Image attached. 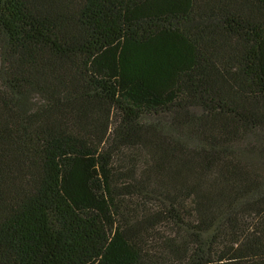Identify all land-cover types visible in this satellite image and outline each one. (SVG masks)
<instances>
[{"label":"trees","instance_id":"obj_1","mask_svg":"<svg viewBox=\"0 0 264 264\" xmlns=\"http://www.w3.org/2000/svg\"><path fill=\"white\" fill-rule=\"evenodd\" d=\"M0 264H264V0H0Z\"/></svg>","mask_w":264,"mask_h":264}]
</instances>
